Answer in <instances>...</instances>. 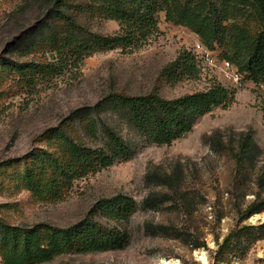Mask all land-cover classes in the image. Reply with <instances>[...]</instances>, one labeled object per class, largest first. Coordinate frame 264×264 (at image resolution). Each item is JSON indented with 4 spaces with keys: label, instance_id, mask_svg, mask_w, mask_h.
Segmentation results:
<instances>
[{
    "label": "rangeland",
    "instance_id": "1",
    "mask_svg": "<svg viewBox=\"0 0 264 264\" xmlns=\"http://www.w3.org/2000/svg\"><path fill=\"white\" fill-rule=\"evenodd\" d=\"M46 1L0 0V62L41 57H18L11 49L16 35L41 26ZM157 16L159 32L140 47L95 52L80 71L74 69L73 75L68 72L36 91L15 88L5 73L0 75V89L6 91L0 99V205H10L2 208V214L11 223L66 227L79 221L101 197L126 193L138 202L126 225L130 240L124 249L66 253L40 264H214L221 245L234 232L238 237L227 250L225 264H264V211L243 216L253 200L264 198V189L257 184L264 166V83L243 80L241 86H233L220 67L206 61L200 63L199 77L169 82L163 68L182 51L197 54L195 47L201 40L188 27L167 21L164 11ZM82 21L100 33L120 29L112 19L86 14ZM213 81L234 89V102L215 107L171 144L151 142L118 114L105 113L103 117L128 141L133 155L77 180L63 201L34 197L18 184L19 162L7 167L34 147H47L49 141L39 140L46 129L111 93L158 92L175 98L205 90ZM248 132L262 150L255 152L253 166L244 170L231 150L237 148L240 135ZM147 198L155 206H144ZM159 225L170 227L169 233L161 232Z\"/></svg>",
    "mask_w": 264,
    "mask_h": 264
},
{
    "label": "trees",
    "instance_id": "2",
    "mask_svg": "<svg viewBox=\"0 0 264 264\" xmlns=\"http://www.w3.org/2000/svg\"><path fill=\"white\" fill-rule=\"evenodd\" d=\"M46 4L41 26L16 35L11 49L18 57H41H13L0 62V75L5 73L12 86L25 92L36 91L68 72L73 75V70L80 71L85 59L95 52L140 47L159 32V11L166 13L167 21L198 34L205 47L238 68L244 81L264 83V0H49ZM86 14L116 20L120 29L110 34L94 31L82 21ZM200 73L199 58L189 50L163 68L171 83L197 78ZM6 90L16 91L13 87ZM5 92L0 89V99ZM235 95L234 89L217 81L205 90L175 98H165L158 92L111 93L46 129L39 140L49 141L47 147H34L16 161H9L7 167L18 161L15 175L20 187L38 199L60 202L77 180L133 155L131 145L103 117L105 113L118 114L151 142L171 144L215 107L233 103ZM261 150L248 132L240 135L231 154L245 170L253 166L255 152ZM259 172L257 184L264 189V166ZM143 205L155 206L150 198ZM9 206L0 205V264H40L66 253L124 249L130 240L126 225L137 211L138 202L126 193L101 197L79 221L66 227L45 222L11 223L2 214V208ZM261 211L264 198L259 197L246 207L243 216L248 218ZM158 228L169 233L168 226ZM237 237V232L228 236L214 264H225L227 250Z\"/></svg>",
    "mask_w": 264,
    "mask_h": 264
},
{
    "label": "built area",
    "instance_id": "3",
    "mask_svg": "<svg viewBox=\"0 0 264 264\" xmlns=\"http://www.w3.org/2000/svg\"><path fill=\"white\" fill-rule=\"evenodd\" d=\"M195 51L197 52L200 63L206 61L214 67H220L224 78L230 81L233 86L237 87L242 85L243 75L230 61L220 58L216 51L205 47L201 42L196 44Z\"/></svg>",
    "mask_w": 264,
    "mask_h": 264
}]
</instances>
